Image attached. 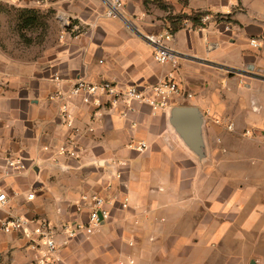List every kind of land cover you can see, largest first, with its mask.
<instances>
[{
  "label": "crops",
  "instance_id": "crops-1",
  "mask_svg": "<svg viewBox=\"0 0 264 264\" xmlns=\"http://www.w3.org/2000/svg\"><path fill=\"white\" fill-rule=\"evenodd\" d=\"M164 1L169 10L150 1L123 0V16L112 19L104 14V0H0V185L10 198L0 207V264H38L46 250L21 231H2V221L12 216L49 220L57 228V264H264L263 255L253 254V248L264 247V175L251 189L237 188L236 176L221 182L213 164L219 150L214 141L225 140L219 131L211 135L213 159L205 165L208 161L199 159L171 126L166 110L154 113L149 104L137 103L123 115L121 105L97 109L70 98L64 102L72 120L68 126L63 102L51 97L81 78L143 88L174 71L185 94L171 105H195L203 114H245L247 132L240 127L241 116L230 117L237 123L231 138L244 135L250 145L247 161L262 167L264 160L256 157L264 152V45L253 47L249 41L264 35L263 7L251 9L250 0ZM240 3L249 5L247 13L237 9ZM52 6L73 16L79 35L58 19L49 46L31 54L26 45L17 47L21 12ZM198 11L231 15V26L215 16L203 25L186 19L168 42L175 62L155 61L154 47L143 35L168 28L166 15L172 12ZM139 141L148 148L133 149ZM67 144L75 156L60 153ZM232 144L233 152L241 149ZM9 158H21L26 168H10ZM85 193L113 198L111 217L93 235L70 239L62 225L87 220V211L80 209ZM124 196L129 197L125 209Z\"/></svg>",
  "mask_w": 264,
  "mask_h": 264
},
{
  "label": "built area",
  "instance_id": "built-area-1",
  "mask_svg": "<svg viewBox=\"0 0 264 264\" xmlns=\"http://www.w3.org/2000/svg\"><path fill=\"white\" fill-rule=\"evenodd\" d=\"M8 2L19 4L21 0H6ZM37 4H44L46 0H33ZM106 3L105 16L108 18H119L123 16L122 10L124 8L123 0H104ZM213 13H206L201 18L202 24H206L213 19ZM59 18L66 30L72 32L74 37L79 35L78 29L79 23L74 22L73 16L68 13L61 12ZM188 23L184 22L186 25ZM64 35H61L63 37ZM146 41H148L154 47L153 57L158 63L175 62L177 57L176 52L168 45L169 41L174 39L173 31L168 27L165 28L159 34H145L143 35ZM249 43L253 47H260L264 45V35L250 39ZM56 79H59L56 76ZM185 92L181 89L176 82V75L174 71H171L163 81L151 85L149 87H141L136 84L129 86H122L114 80H102L100 82H91L85 79H78L72 88L66 92L57 91L51 97L63 102L61 105V114L68 126L72 125V120L69 116L68 105L64 103L67 99L80 97L82 102L87 104H93L97 109L102 105H108L110 107L123 106V115L128 114L136 109L137 103H147L151 107L154 113L163 111L167 106L171 105V100L175 96H181ZM102 97L106 101L102 100ZM96 116L100 117V113H96ZM233 124H230L232 128ZM133 149L138 151H144L148 148V144L145 141L133 142L131 144ZM58 150L60 153L66 156H75L76 152L74 147L70 144L61 145ZM117 164H125L123 161H117ZM7 164L12 169L22 170L26 168L25 163L21 158H9ZM117 177L121 176V173L115 174ZM108 190H111L112 184L106 186ZM29 197H33L31 194ZM8 193L0 185V207H3L9 201ZM82 204L80 209L87 211V220L66 222L62 225V231L73 239L79 234L85 236H91L97 232L102 226L103 222L107 221L111 217L110 206L113 204V198L110 196H104L97 193H85L82 197ZM123 209L129 206V197L124 196L120 201ZM1 230L4 232L21 231L24 236L33 243H37V240L43 242L46 246V250L39 259L38 264H57L60 258L56 255L58 250V244L56 240L57 228L49 220H30L22 216H12L9 219L3 220L1 224ZM130 262H133L130 259Z\"/></svg>",
  "mask_w": 264,
  "mask_h": 264
},
{
  "label": "rangeland",
  "instance_id": "rangeland-1",
  "mask_svg": "<svg viewBox=\"0 0 264 264\" xmlns=\"http://www.w3.org/2000/svg\"><path fill=\"white\" fill-rule=\"evenodd\" d=\"M99 1V0H98ZM152 3H160L163 2L159 5L167 3L164 0H149ZM251 4V9H254V6H262L264 9V0H250ZM11 4H16L12 3ZM73 7H78L76 4H74ZM150 8V6H149ZM59 9L60 7H50L44 11L42 10H36V9H25L23 13L19 15L20 20L18 27H16V31L14 33V37H16L15 42L17 44V47L24 46L28 47L29 49H33L34 51H28L29 54L34 53L36 48H45L49 46L53 42L54 35L58 33L59 29ZM237 9H239L241 12L247 13L249 10V5L240 3L237 6ZM224 12H226V9H222ZM62 11V10H61ZM73 13V12H72ZM19 14V13H18ZM172 14H181V13H173ZM12 16L15 14L11 13ZM78 15V14H76ZM168 15H166L167 17ZM215 19L214 20H219L224 22L225 26L229 27L231 26V21L232 18L230 17L231 15H225V14H215L214 15ZM213 20V19H212ZM211 20V21H212ZM166 24H169V22H165ZM209 23V22H207ZM168 25V26H169ZM167 26V27H168ZM175 98H173L174 101ZM176 101V99H175ZM236 115L237 117L241 116V120L239 121L241 123V128L242 132H247L248 125L246 124L244 120V115L245 114H204L207 122V127L206 129V134L209 138L208 143H207V149L206 153L207 156L205 159H213V143H212V138L211 135L214 134L215 137H217V132L219 131L221 139V142L217 143V141H214V146L217 148L219 146V150L215 151V159H214V169L218 172L221 182L222 181H227L231 183L233 179L231 177L236 176L237 178L240 179L238 181L235 179L234 184L236 185L237 188L241 187L240 185L248 186V189L252 186V183L256 182V178L260 173L261 175H264V164L263 166H257V167H252L250 163L247 161L249 158L248 155L250 153V145L246 143L244 135L241 134L240 137L234 139L231 138L233 137V132L235 128L237 127V123L231 119L230 117L233 118V116ZM232 121H231V120ZM234 123L233 127H230V123ZM240 125V124H239ZM253 127H255L252 124ZM215 128L216 132L213 131L212 128ZM234 133V132H233ZM223 137V138H222ZM216 139V138H215ZM237 143L238 146L241 148L237 152H233V144L232 143ZM231 147V148H230ZM229 149L231 151H229ZM257 159H262L264 160V152H258L257 153ZM206 164H211L209 163ZM228 178V179H227ZM227 179V180H226ZM237 180V181H236ZM227 183H225L226 185ZM125 248H123L124 250ZM122 250V251H123ZM125 251V250H124ZM128 253V251H125ZM260 254L264 256V247H258V248H253V254Z\"/></svg>",
  "mask_w": 264,
  "mask_h": 264
},
{
  "label": "water",
  "instance_id": "water-1",
  "mask_svg": "<svg viewBox=\"0 0 264 264\" xmlns=\"http://www.w3.org/2000/svg\"><path fill=\"white\" fill-rule=\"evenodd\" d=\"M165 110L170 114L171 126L189 149L199 159L207 160L206 118L201 109L195 105H169Z\"/></svg>",
  "mask_w": 264,
  "mask_h": 264
},
{
  "label": "trees",
  "instance_id": "trees-1",
  "mask_svg": "<svg viewBox=\"0 0 264 264\" xmlns=\"http://www.w3.org/2000/svg\"><path fill=\"white\" fill-rule=\"evenodd\" d=\"M148 2H149V0H144L145 4H147ZM161 3H163V2H160L158 4H161ZM159 6L161 8H163L164 10H169V8H170V6L167 3L159 5ZM206 13H211V12L198 11V12L193 13L192 15H189L187 13H181V14L170 13L167 16V21L170 23L169 28L173 32L177 31L182 26L183 21L186 19L192 20L195 25H203L200 21V18Z\"/></svg>",
  "mask_w": 264,
  "mask_h": 264
}]
</instances>
